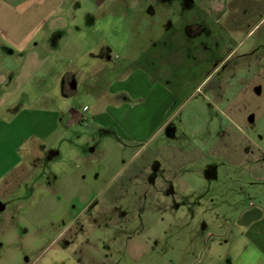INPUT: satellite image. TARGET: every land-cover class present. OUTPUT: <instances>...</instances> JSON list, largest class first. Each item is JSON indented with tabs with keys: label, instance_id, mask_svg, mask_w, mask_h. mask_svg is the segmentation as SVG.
<instances>
[{
	"label": "rangeland",
	"instance_id": "1",
	"mask_svg": "<svg viewBox=\"0 0 264 264\" xmlns=\"http://www.w3.org/2000/svg\"><path fill=\"white\" fill-rule=\"evenodd\" d=\"M112 1L0 0V42L21 41L14 56L0 49V107L23 102L17 120L0 113V162L29 166L0 189V264H229L264 229V218L253 220L264 217V14L240 23L228 0L227 13H194L198 29L188 27L193 13L150 29L159 15L144 7L157 0ZM40 26L39 42L56 27L61 37L25 43ZM105 59L133 66L129 85L141 93L98 98L81 83L62 94L64 78L81 80L88 62ZM122 104L155 117L160 107L167 122L157 132L139 110L144 125L131 126ZM71 108L87 125L70 122ZM34 145L43 154L31 159Z\"/></svg>",
	"mask_w": 264,
	"mask_h": 264
},
{
	"label": "crops",
	"instance_id": "2",
	"mask_svg": "<svg viewBox=\"0 0 264 264\" xmlns=\"http://www.w3.org/2000/svg\"><path fill=\"white\" fill-rule=\"evenodd\" d=\"M130 2L133 3V2H135V0H114V1H112V5L117 6V5H121V4L124 5L125 4L127 6V3L129 4ZM143 4L144 3L142 2L141 5H143ZM147 4H148V6L145 5L146 7H144L146 11L152 10L154 12V14L159 15L158 21H156V22L152 21V23L150 22L148 24V25H150L149 26L150 29H154L155 27H157L158 29H160L161 27H164L166 29L168 26H169V28H172L173 23L170 22L168 17L170 15L175 14V13H179L181 15L193 13L191 19L188 20V22H189L188 27H191L193 30L198 29L200 27L199 26L200 23H203V20L199 19L197 16L194 17V13H203L204 12L207 16H208V11H211L212 13L214 12V13H218V14H224V13H227V10L231 9V7H232V6L228 5V0H215L213 3H208L207 1L204 2V0H157V3L154 4V7H153V4H150V2H148ZM233 4H235L237 6V12H235L236 15H234V16H236V20H242V21H238L240 23H246L247 18L248 19L252 18V15L255 13L264 14V0H257V1L253 0L252 2H248V3L247 2L244 3L243 1L236 2L234 0ZM7 5L9 6V9L12 7L10 3H7ZM174 7H177V9H175L174 13H171V10ZM36 11H37V8H36ZM36 15H37V17H36V21H37L39 19L38 18L39 13L36 12ZM247 16H249V17H247ZM147 18H148V16H147ZM233 19H234V17H233ZM36 21H35V24L37 23ZM149 21H150V19L148 20V22ZM3 24L6 25L5 23H3ZM202 27H204V26H202ZM34 29H35V32L33 34ZM34 29H32L30 31L31 33H30V37L28 39L27 38L23 39V41L25 43L36 40V42H35L36 45H38L40 43L44 44L46 41L50 45H53V42L55 41V35L57 38L61 37V35L58 34L59 28L56 27V28L51 29L50 32L48 34H46V36L43 37L42 40H40L41 42H39L36 39V36L39 34V29H42V28L40 26V27H36ZM16 40L17 39H14V41H11V42L10 41L0 42V49L2 50V54H4V56L16 55V52H17L16 48H12L11 50L7 51V49H8L7 47H11V46L15 47L14 46L15 43L18 45H21V41H16ZM163 42L165 43V45L167 44V46H169V45L173 44L174 40L173 39H168V40L165 39ZM1 46L6 47V49H2ZM106 46H107V44L104 47H106ZM109 52H111V51H109ZM109 52H107L105 54V57L110 56ZM174 52L176 53L175 56H179V54H180V56L183 55V51H181V50H176ZM99 54H101V52ZM154 54L157 56L156 53H154ZM19 55H20V53H19ZM101 57H102V55H101ZM174 58H176V57H174ZM167 60L169 63H173L172 61H174L171 58L170 59L168 58ZM93 63L94 62H88V64H87V68L90 72V73H88L87 77L79 80V79H77V75L75 76L74 73L72 72V74H69L66 79L64 78L61 81L62 94H65V92L66 93L69 92V91L67 92V88L72 89V90L75 88L77 89L81 83H82V85L87 83L88 89L90 88L91 91L94 90L95 96H97L98 98H100L101 96L105 97L107 95L109 97H112L115 94L119 95L120 93H124V91H126L127 93H133V94H140L141 93L139 87L129 85L131 82V78H133L137 73L134 70L133 66L132 67L128 66V68L121 67L119 70L118 66H116L115 64H113V65L110 64V59L109 60L105 59V61L101 63L100 67H97V64L96 63L93 64ZM114 70L119 74L114 76V78H109L108 77L109 72L114 71ZM3 73L5 74L4 77H6V79L8 81V86H10V85L13 86L14 82L16 81L15 74L12 75L13 72H11V71H5ZM69 73H71V72H69ZM139 73H140V75L145 76V79H146L148 85L150 84L151 80H152V85L156 84L157 90H152L151 93H157V95L159 93H164V87L161 86V84H157V82H154V80L151 78V76L149 74L144 75V74H141V72H139ZM155 73H158V69L156 70ZM127 74H128V76L124 80H122V78L117 77V76H122V75L126 76ZM142 92H144V91L142 90ZM35 98L36 97L34 96L33 99L30 100V102H34ZM21 104H23L21 99H17L16 97H13L11 100H9L8 103L3 104L2 105L3 107H0V113H1V111H4L5 109L11 110V112L9 114L10 115L9 119L10 120H13V119L17 120V119L21 118L22 111H20L18 108V106H20ZM127 107L128 108H124L123 104H122L121 106H119L117 108L123 110L126 113L125 116L130 117L129 119L126 118V121L130 122L131 126L138 125L140 123V121H141V124L144 125V119H142L143 117H140L139 113H136L139 110L142 111V113H147L146 114L147 117L145 118V126L158 127V129L156 130L157 132L161 131L162 127L167 122V120H165L163 117H161V113L158 114V112L161 110L160 107L157 108V117H155L153 114H149V109L147 106L144 107V105H141V107H137V106L128 105ZM142 107H144V108H142ZM67 114H68L67 116L70 119V122H72V123L79 122L78 120H80V118H78V117H80L81 113L79 114L76 110L71 108L68 110ZM93 118L95 121L99 122L102 125H107L106 122H109V124L111 122L110 120H107L106 114H102L101 112L94 113ZM7 119L8 118H4L3 120H7ZM80 124H81V122H80ZM174 133H175V131H172L171 135ZM32 135H34V134H32ZM147 136H148V134H147ZM15 145L16 144L14 143V146ZM40 150L38 148H36V146L34 145L28 151L29 157L31 159H34V158H37V156H39V154H41V156H42L43 152L39 153ZM26 159L27 158H25V160ZM25 160L24 161L19 160L18 162L10 165L9 167L8 166L7 167L2 166L1 162H0V166H1V170H2L1 172L3 173L2 177L0 176V183H2L0 186L1 191L5 190L6 188L13 189V187H15L18 184V181H16L17 177L19 175H23L24 173L29 172L28 164H24ZM153 165L154 164L152 163V167H151L152 170H150V172L151 171L155 172V170H153ZM30 167H31V165H30ZM158 179L160 180V177H158ZM0 199H3V197H0ZM254 216L255 217L253 218V220L256 217H258L259 221H262V218H264L262 211L256 212L254 214ZM246 235H247V232H246ZM248 236L249 235H247L246 238ZM247 239H250V240L249 241L247 240V242H245L242 250L238 253L236 258H234V260L232 262H230L229 264H264V229H260L258 231H255L252 238L248 237Z\"/></svg>",
	"mask_w": 264,
	"mask_h": 264
},
{
	"label": "built area",
	"instance_id": "3",
	"mask_svg": "<svg viewBox=\"0 0 264 264\" xmlns=\"http://www.w3.org/2000/svg\"><path fill=\"white\" fill-rule=\"evenodd\" d=\"M84 109L87 110L88 108L85 107ZM87 120H88V118L86 116H84V114H80V122L81 123H85V125H87Z\"/></svg>",
	"mask_w": 264,
	"mask_h": 264
},
{
	"label": "flooded vegetation",
	"instance_id": "4",
	"mask_svg": "<svg viewBox=\"0 0 264 264\" xmlns=\"http://www.w3.org/2000/svg\"><path fill=\"white\" fill-rule=\"evenodd\" d=\"M1 48L2 49H6V47H4V46H1ZM8 49H7V51L9 50V47H7ZM79 122H80V120H78Z\"/></svg>",
	"mask_w": 264,
	"mask_h": 264
}]
</instances>
